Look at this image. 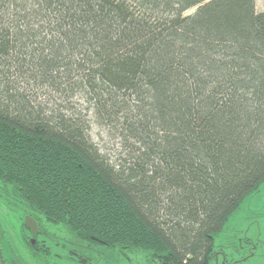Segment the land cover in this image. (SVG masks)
<instances>
[{"label":"trees","instance_id":"obj_1","mask_svg":"<svg viewBox=\"0 0 264 264\" xmlns=\"http://www.w3.org/2000/svg\"><path fill=\"white\" fill-rule=\"evenodd\" d=\"M263 181L254 0H0V200L144 264H198Z\"/></svg>","mask_w":264,"mask_h":264},{"label":"flooded vegetation","instance_id":"obj_2","mask_svg":"<svg viewBox=\"0 0 264 264\" xmlns=\"http://www.w3.org/2000/svg\"><path fill=\"white\" fill-rule=\"evenodd\" d=\"M55 228L23 202L0 200V264H144L142 256L126 249L67 238ZM244 232L217 233L198 264H237L253 257L258 242Z\"/></svg>","mask_w":264,"mask_h":264},{"label":"rangeland","instance_id":"obj_3","mask_svg":"<svg viewBox=\"0 0 264 264\" xmlns=\"http://www.w3.org/2000/svg\"><path fill=\"white\" fill-rule=\"evenodd\" d=\"M254 7L257 12L264 10V0H254ZM90 134L92 141L103 152L109 151V148L118 147L110 140L107 128L96 122L90 124ZM242 231H246L244 233H247L246 235L258 243L254 256L237 264H264V181L257 191L245 198L237 210L231 214L225 222L221 234L226 236Z\"/></svg>","mask_w":264,"mask_h":264}]
</instances>
